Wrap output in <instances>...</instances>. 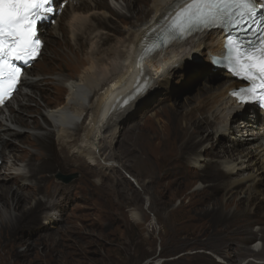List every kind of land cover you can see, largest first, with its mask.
I'll list each match as a JSON object with an SVG mask.
<instances>
[{"label":"bare ground","instance_id":"obj_1","mask_svg":"<svg viewBox=\"0 0 264 264\" xmlns=\"http://www.w3.org/2000/svg\"><path fill=\"white\" fill-rule=\"evenodd\" d=\"M188 2L141 0L143 4L140 5V2L126 0L129 15L118 12L116 19L108 13L111 5L107 0H70L63 13L55 15L58 25L45 24L41 37L47 35L49 39L44 42L53 47L48 57L51 73L36 77L27 75L19 101L15 96L0 110V164H4L9 146H13L11 156L15 159L13 164L4 167L0 176V181L10 180L14 184L0 187V235L15 228L20 213H24L21 212L24 201L30 203L33 197L37 199L34 194L41 187L35 179L39 173H43L40 178L50 177L48 171L68 170L75 165L80 177L91 184L92 177L98 175L94 167L114 169L113 159L117 157L114 144L118 141L120 146L126 145L127 152L131 149L144 155L142 164L145 163L151 171L153 160L159 163L164 159L176 160L177 141L185 140L186 143L182 144L185 147H196L198 155L193 158V165L204 170L205 177L235 176L225 189L231 196L236 193L239 200L224 206L227 212L246 221L248 228L231 263L254 256L262 261L249 260L247 264H264V195L259 196V186L264 182V117L255 104L239 103L232 96L234 89L245 84L232 78L218 63L224 55L226 35L217 28L204 31L191 28L188 32L176 34L177 40L163 50L154 54L148 52L161 30L171 24L177 11ZM70 8L90 10L77 11L64 23V16ZM119 20L126 21V25L122 26ZM111 30L123 34V37L110 42L115 36ZM86 45L87 48L82 49ZM195 50L198 54H192L195 55L192 61L196 63L190 70L188 66L191 64H185L184 57ZM180 63L182 66L176 67ZM56 73L68 79L53 77ZM216 78L225 82L199 89L195 103H191L193 97L186 99L185 106L171 104L169 121L175 125L173 128L169 127L167 119L164 127L152 126L149 132H144L139 130L142 123L136 122L119 139L124 124L139 108L151 103V98L161 90L166 92L164 95L175 96L191 82ZM180 79L177 84L175 80ZM63 86L66 88L64 95ZM204 90L206 93L202 94ZM43 104L48 108L45 111ZM157 112H152L151 117ZM27 117L30 118L24 122ZM24 129L36 131L26 134L23 144L15 146L13 138L24 133ZM209 129L212 131L205 135ZM221 139H229V149ZM54 142L63 151L55 159L51 154ZM107 149H111L108 155ZM203 153L207 158L224 154L225 159L219 164H205L200 161ZM20 170H24L22 174ZM104 184L99 180V186L93 188L102 190ZM25 186L29 187L28 191L22 189ZM209 186L199 183L197 191L202 192ZM63 188L57 184L55 189L59 192ZM55 189H50L48 197L56 195ZM40 201L37 199L36 206ZM132 216L140 219L137 211H133ZM219 217L224 216L219 214ZM255 224L259 226L256 231L250 228ZM254 238L262 241V248L246 247ZM222 254L226 255V251L223 250Z\"/></svg>","mask_w":264,"mask_h":264},{"label":"rangeland","instance_id":"obj_2","mask_svg":"<svg viewBox=\"0 0 264 264\" xmlns=\"http://www.w3.org/2000/svg\"><path fill=\"white\" fill-rule=\"evenodd\" d=\"M107 1L111 5L108 13L113 18L119 17L118 12L129 15L125 8L126 0ZM133 3L143 4L141 0H133ZM89 10L68 9L64 23L73 13ZM119 22L122 26L126 25V21ZM110 32L114 33L112 30ZM114 35L110 42L117 37H123V34ZM43 37L47 42L49 37L47 35ZM52 48L49 43L46 44L43 56L28 70V76L36 77L38 74L41 76L51 73L48 57ZM86 48L87 45L82 49ZM192 54H198L197 50L184 57L185 64H191L188 66L190 70L196 63L192 61V56H195ZM177 66H182V63ZM52 76L63 78L64 81L68 79L67 76L62 77L58 73ZM175 81L178 84L181 79ZM224 82L222 78L207 82L198 80L191 82L175 96L164 95L166 92L161 90L151 98V103L139 108L124 124L119 139L123 138V133L132 124L142 123L139 130L144 132H149L152 126L164 127L166 120L169 121V115L172 114L171 104L185 106L186 99L193 97L191 103H195L199 89L218 86ZM61 90L64 95L66 88L63 86ZM205 93V90L202 91V94ZM161 96L165 98H160ZM19 98L20 92L16 101H19ZM43 105L44 111L48 109L45 104ZM152 112L158 114L151 117ZM29 118H25L24 122ZM168 125L170 128L175 126L171 120ZM29 130L31 129L13 138L15 146L23 144L26 134L36 131ZM211 131L209 129L204 134ZM213 137L216 143V138ZM228 140L221 139L229 149L231 142ZM184 141H177L176 148L179 147V150L176 149V160L164 159L161 163L153 160L151 171L145 163L142 164L144 155L131 149L127 152L126 145L120 146L118 141L114 144L117 156L113 159L114 169L100 170L94 167L98 175L92 177L94 181L91 184L80 177L81 173L75 165L68 167V170L57 168L53 173L48 171L50 177L40 178L43 173H39L35 180L38 181L41 190L34 195L42 202L36 206L37 199L34 197L30 203L24 201L22 203L24 208L21 211L24 213H20V220L14 224L15 228L9 230L8 234L4 231L0 235V264H247L249 260L257 263L262 261L249 256L231 263L248 228L246 221L238 219L237 214L227 212L224 206L225 203H237L239 200L236 193L231 196L225 189L226 184L233 181L235 176L205 177V171L193 165V158L198 155L196 147H185L182 145L186 143ZM58 146L57 143H53L51 154L54 159L63 154ZM12 148L13 146L6 148L4 164H0V176L6 165L15 162L11 156ZM110 151L111 149H107V155ZM202 157L200 161H205V164L213 162L212 165H215V162L219 164L218 162L225 159L224 154L207 158V154L203 153ZM216 158L218 160L214 161ZM23 171L20 170V173ZM69 176L75 179L66 182L65 178ZM99 180L105 183L102 190L93 188L95 185L99 186ZM199 183H202V186H210L198 192ZM57 184L64 187L59 192L55 189ZM3 185L14 186L10 180L0 181V187ZM53 188L56 195L48 197V192L50 189L54 190ZM22 189L28 191L29 187L25 186ZM259 189L261 197L264 195V182ZM238 196L240 197L239 194ZM133 211L139 212L140 219H134ZM219 214H223L224 217H219ZM250 228L256 231L259 226L255 224ZM256 246L259 248L263 246L262 241L257 238L246 245L248 249ZM223 250L226 251V255L222 254Z\"/></svg>","mask_w":264,"mask_h":264},{"label":"snow or ice","instance_id":"obj_3","mask_svg":"<svg viewBox=\"0 0 264 264\" xmlns=\"http://www.w3.org/2000/svg\"><path fill=\"white\" fill-rule=\"evenodd\" d=\"M50 3L51 0H0V104L11 97L20 81L21 69L13 61L24 59L41 44L36 37V25L43 19L39 15L41 7ZM254 6V0H189L175 15L173 35L188 32L193 26L207 27L226 16H232L233 23L239 27L246 23L244 17ZM230 8L232 12H229ZM44 11H47L46 7ZM226 47L229 61L245 73V79L255 83L259 78L260 90L264 91V49L257 58L247 55L248 49L242 44L233 47L232 40ZM240 91L248 95L256 89Z\"/></svg>","mask_w":264,"mask_h":264},{"label":"water","instance_id":"obj_4","mask_svg":"<svg viewBox=\"0 0 264 264\" xmlns=\"http://www.w3.org/2000/svg\"><path fill=\"white\" fill-rule=\"evenodd\" d=\"M74 179H75V177L72 178V177H70V176L67 177V179L65 178V180H67L66 182L72 181V180H74Z\"/></svg>","mask_w":264,"mask_h":264}]
</instances>
